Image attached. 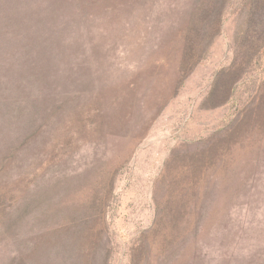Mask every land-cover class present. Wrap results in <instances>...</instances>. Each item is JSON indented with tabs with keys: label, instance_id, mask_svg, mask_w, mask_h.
Listing matches in <instances>:
<instances>
[{
	"label": "rangeland",
	"instance_id": "rangeland-1",
	"mask_svg": "<svg viewBox=\"0 0 264 264\" xmlns=\"http://www.w3.org/2000/svg\"><path fill=\"white\" fill-rule=\"evenodd\" d=\"M0 264H264V0H0Z\"/></svg>",
	"mask_w": 264,
	"mask_h": 264
},
{
	"label": "trees",
	"instance_id": "trees-1",
	"mask_svg": "<svg viewBox=\"0 0 264 264\" xmlns=\"http://www.w3.org/2000/svg\"><path fill=\"white\" fill-rule=\"evenodd\" d=\"M85 224H86V223H83L82 225L79 226V229H78V235H77V236H78V237H77V240H81L79 235L82 234V233L84 232V229H83L82 226L85 225ZM75 229H77V227H76ZM77 245H78V241H77Z\"/></svg>",
	"mask_w": 264,
	"mask_h": 264
}]
</instances>
